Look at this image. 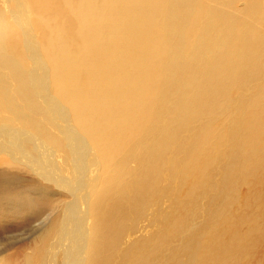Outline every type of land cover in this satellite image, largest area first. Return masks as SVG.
Here are the masks:
<instances>
[{"label": "rangeland", "instance_id": "rangeland-1", "mask_svg": "<svg viewBox=\"0 0 264 264\" xmlns=\"http://www.w3.org/2000/svg\"><path fill=\"white\" fill-rule=\"evenodd\" d=\"M184 1H178V5L175 0L171 4V0L163 1L168 4L169 14H161L165 18L161 15L155 17L158 20L156 25L160 23L166 27L168 23L167 28L170 29L162 30L160 26L159 31L173 33L186 27L185 17L188 11L193 12V3L197 0L189 5ZM201 1L206 0H198L202 5L209 2ZM253 1L256 2L253 4ZM77 2L78 0H72L73 13H70L68 6L64 4L55 11L42 8L38 0H0V25L5 24L7 30L3 31L9 33L10 41L8 50L0 51V179L9 180L0 183V264H264V0H216V6L220 9L225 6L226 11L242 13L238 16L231 14L233 20L230 14H208L203 18L205 21L201 19L206 23V29L202 27L200 18L198 21L197 18L193 19V26H198L196 29L202 27V30L210 31L212 26L211 31H215L219 27L218 32L224 34L228 29L236 31L232 22L238 20V17L244 18H239V30L241 25L243 27L244 20L255 16L258 20L256 27L261 28L262 38L257 41L260 43H257L259 47L256 50L259 61L254 69V76L249 79L242 76L244 81L247 80L244 82L246 84L237 82L239 85L236 86L234 83L238 78L233 79L231 69L227 66L220 69L219 72L224 75H219V93L210 96L209 88L203 85L204 89L194 97L197 108L199 106L204 111L199 108L193 113L195 116L198 114V118L193 116L196 119L194 122L193 117H190L188 120L192 124L177 121L172 107L174 100L185 98V92L179 93L177 85L184 84L189 75L182 78L173 76L175 79L170 81L175 85H172L173 90L169 89L173 92V98L168 100V95L161 93L163 78L157 81V76L152 78L154 72H145L146 60L135 50L136 47L134 51L132 48L131 51L125 50L119 64L111 70H122L126 79H117L121 81L117 84L119 89L115 86L116 92L109 89L106 91L116 94L120 92L122 101L127 106L139 103L142 109L145 108L140 112L144 114L142 117L136 115L130 119V124L137 128H142L146 122L135 125V120L151 119L152 106L157 105V99L159 103L163 99L160 110L167 114L171 128L168 129L167 137L162 138L163 143L162 140L159 143L157 141L158 130H154L158 127L156 122L151 124H154L153 128H150V133L146 136L137 134L138 144L137 138H133L135 147L132 143L129 147L136 150L133 151L131 147L123 153L121 162L127 163L120 165L119 168L125 171L122 169L119 175L125 174L112 181V190L107 185V192H113L112 195L108 193V197H104L101 191V185L107 181V155L84 132L80 121L92 115L89 111L100 115L104 109L99 107L93 110L90 105L85 104L86 107L83 108L76 106L81 111L80 116L74 112L69 105L70 101L68 103L64 99L65 89L70 92L74 89L67 85L66 88L64 85L60 88L50 62L55 51L48 47H53L57 42L62 43L52 35L57 30L56 26L62 24V27H68L70 30L68 33L65 31L66 35L73 36L77 31V22L74 19L66 22V17L62 15L59 19L60 16L57 18L49 14H75L72 8L77 7ZM251 5H254L252 16L243 14L246 8L251 9ZM172 10L175 14H172ZM135 29L138 30L136 25L133 27ZM158 30L154 29L156 32ZM159 31L157 33L160 35L162 32ZM177 37H172L173 41L170 39L164 42L167 44L165 46L181 45ZM190 37L192 39L187 43L192 44L195 35L187 38ZM223 38L224 36L221 39ZM72 41L78 44L77 41ZM132 41L135 43L137 40ZM128 51L129 58L132 59L129 64L125 63ZM217 56L215 54L213 58L217 59ZM213 58L208 56L205 62L213 65ZM218 59L220 61L217 60L214 66L225 62L220 56ZM98 61L102 65L101 56L99 60L96 59ZM181 63L185 65V62ZM175 67L183 69L181 64ZM203 72L198 74L202 76ZM214 78L215 76L211 79ZM137 82L139 85L135 84ZM151 82H154V86ZM87 88L78 90L82 92V96L76 105L80 102L84 105V95L89 91L95 92ZM104 92L105 88L97 85V96ZM93 95L97 100L96 92ZM118 102L120 101L117 100ZM246 104L249 109L250 104L254 107L251 106L252 109L248 111ZM240 106L239 110L243 114L237 119L233 113ZM171 119L172 122L176 120L179 123L172 124ZM239 119L247 123H239ZM161 122L163 123V119L159 121L160 124ZM100 123L104 124L102 119ZM210 132L214 134L211 135ZM208 133L211 137L217 134L220 138L223 136L221 141H224L219 143L217 151L213 150L216 145L210 146ZM246 137L250 140H246ZM166 144L169 148H164ZM147 145H150V149ZM155 146L156 151L158 146L162 147H159L162 150L158 153L159 156ZM132 151L135 152L134 155ZM148 151L154 156H150ZM100 154L103 155L99 157ZM188 162L189 165L193 163L195 168L189 165L187 167ZM182 164H186L187 170L183 169L185 166ZM189 167L193 168L191 173L195 169L198 170H195L197 173L192 175L188 172ZM92 229L99 233L98 240L102 243L97 258L94 260L91 257L87 261L86 244L91 240L87 235ZM94 241L97 242L96 238Z\"/></svg>", "mask_w": 264, "mask_h": 264}, {"label": "bare ground", "instance_id": "bare-ground-1", "mask_svg": "<svg viewBox=\"0 0 264 264\" xmlns=\"http://www.w3.org/2000/svg\"><path fill=\"white\" fill-rule=\"evenodd\" d=\"M163 1H165V0H81V2H80V0H78L77 7L75 6V8L74 7L72 8V9H74L75 14H68V13L67 14L66 13L65 14H49L52 17H57V18L60 15H62L63 17H66V22L69 19H74L77 22V31H75L73 36L66 35V33H68L70 29L68 27H62L61 26L62 24L59 26H56L57 30L56 29L54 30L55 34L50 32L55 37V39H58L62 42V43L60 42L61 44H59L56 41L57 42L56 45H54L53 47L52 46L48 47V49L50 48L51 50L55 51V55L53 56V58H50L51 65L54 68L53 71H55V75H56L55 77H56L57 81L59 82L60 88H62L63 85H64V88H66V85H67V86H70L72 89H74V91H72V92L65 89L66 92H65L64 99H66L68 101V103L70 101L69 105H71V108L77 114L81 113V111H78L76 106L83 108L84 106L86 107L85 104L90 105L89 107L92 109L93 108L97 109L99 107H103V109H104L100 113V115H97L98 112L97 113L94 112V114H93L92 111H89V109L87 108L86 110H88L89 113H91L92 115L88 116V117L86 116V118L84 120H83V118L80 119V121H82L81 122L82 123L81 128H83L85 130L84 132H87V134L93 139V141L95 143H97L99 145V147H101V149L103 151L102 153L105 152L107 155V156L105 155L106 158L104 157L106 164L103 162V164L106 165L105 169H106V174H107V181L105 182V184L101 185V187H102L101 191L104 193V195H105L104 197H108V193H109V195L111 194L110 192H107V188H108V186H110V184L112 185V181L115 180L117 178V176H121V175L125 174V173H123V174L119 175V172L121 173V170L123 169V168L120 169L119 167L121 164L125 163V165H126V163H127V162H124V163L121 162V158H122V156L124 158L123 153H126L128 148L131 149L132 146L131 147H129V146L131 143L133 145V142L135 141V140H133V138L134 137L137 138L138 133L140 135H144V136H146V134H149L150 128H153V125H154V124L153 125H151V124L153 122H156L158 127H157V129H154V130H158V133L156 132V134H158L157 135L158 139H160V140L157 139V141L159 143V141H161L162 138L165 139L167 137L166 134L169 133L168 129L171 128V125L168 123L169 118H168L167 114L162 113V111L160 110L161 109L160 103L163 101V99H161L160 103H159V99H157L156 100L157 105L152 106V108H153L152 114L153 115H152V117L150 116L151 119H146L144 121L143 120L142 121L135 120V125L143 124V122H146L142 128H137V127L133 126L132 124H130V119L136 115L142 117V115H144V114H142L140 112L142 110H145V108L142 109V107H140L138 105L139 103L136 105H133L132 107L127 106V105H125L126 103L125 104L123 103L122 95L120 92L117 91L118 94H116V93H109V91H106V89L107 90L109 89V90L116 92L117 88L115 86L117 84L119 85L118 81L120 80L119 79L117 81V79L118 78H122L124 80L126 79V76L123 77V71L122 70H111V69L119 64V62L121 60V56H124V53L127 50H130L132 48L134 51V48L136 47L135 50L137 49L139 51V53L142 55L141 57L146 60L144 65L146 66L147 70L145 72H147V73L148 72L149 73L154 72L152 78L157 76V79H156L157 81L161 80V77L163 78L162 79L163 82H162L161 93L164 94L165 96L168 95L166 97V99L168 98V100L173 98V92L171 90H169V89L173 90L172 85L174 84V82L170 81V80L173 81V79H175V78H173V76L177 75V76L182 78V76L189 75V77L186 79V82H184V84L180 83V81H179L180 85H177L178 83H176V85L178 86L179 93L185 92V95H184L185 98L183 97L184 99H182V100L180 99V101L174 100L175 103H173V106H172V107H174V110H175L174 111L175 113L173 112V114H174L173 116H175V118H177V121L178 120L184 121V123H185V121L189 122V120L193 116L194 117L198 116V114H196L197 116L193 115V113L195 111H197V109L200 108L199 106L197 108L196 100L194 99V97L198 96V94L200 93L202 88L204 89V86L209 88L210 96L219 93V87H217V85H219V81H220L219 75L220 76H221V74L224 75L223 73H220L221 72L220 69H225V66H227L228 69H231L230 71H231L233 79L238 78L237 80H235L234 85L238 86L239 84H241V82L243 85V84H246L244 82L247 80L244 81L242 76H245L247 79H249L251 76H254V74H253L254 69L256 68L257 63L259 61L258 51H256V50H258V47H259V46H257V43H259L257 41L262 38V33H261V28L256 27L258 20H256L255 16L247 18V21L244 20L243 27L241 25L239 30H238V28H239L240 22H241L239 18H242V19H244V18L242 16H240V17H238V20H234L232 22V25L234 26V28H236L235 29L236 31H229V29H228V31H226V33L223 34V33L218 32L219 30H217V28H219V27L216 28V26H215V28H216L215 31H211L212 26L210 28L208 27L210 29V31L209 30L205 31V30H202L201 28L204 27V29H206L205 28L206 23H204L205 19H203V18L206 17L208 14H211V16H213L212 14H227V15L230 14L229 16H231V19H232L231 14H233V15L237 14V16H238V14H241L242 12L241 13L240 12L239 13H232V12L226 11L224 8L225 6L222 9H220L219 7L216 6V0H208L209 2H207V0H206V2L208 4L204 1L207 5L206 4L202 5L199 3L200 1L198 2V0H197V1H194V3H193V6H194L193 12L188 11V15H187V17H185L186 22L184 23V25L186 27H184L182 31H180L181 28H179L176 32H173L174 34L170 33V32L165 33V32L159 31L160 30L159 27L161 26L160 23H159V25H156L158 23V20L156 19L158 16H160L161 14H163V15L169 14L167 12L168 4L166 5L165 2L163 3ZM173 1L174 0H171V2H170V0H169L170 4ZM175 1H176V4L178 5V1H184V0H175ZM191 2H193V0H186L185 3H187L189 5ZM201 2H203V1H201ZM254 2H256V1H253L252 3L254 4ZM38 3L44 9H54L55 11L57 10V8L60 5L64 4V6H68L70 13H73V11H71L72 0H38ZM99 4H100V6H99ZM146 4H148V5L145 8ZM196 4H198V5L200 4L199 6H201V7L196 6ZM258 5H260V4H258ZM252 6H254V5H251V9H250V7H248L249 10H248V8H246L245 9L246 12H244L243 14H250L251 15V12L253 10ZM171 8H173V7H171ZM172 14H175V13H173V10H172ZM161 17H164V16L161 15ZM180 17H182V16H180ZM233 17H235V16H233ZM60 18H61V16L59 17V19ZM196 18H197V21L199 20L198 18H200V22H201V24H203L202 27L199 29H196L195 27H198V26L194 27L193 23H192V21H194L193 19H196ZM183 19H184V17H183ZM201 19H203L204 21ZM54 20H56V19H54ZM63 22H64V20H63ZM66 22H64L65 25H66ZM196 22H194V23H196ZM133 23H136V24H133ZM161 23H162V21H161ZM221 24H223V23H221ZM229 24H231V23H229ZM55 25H58V24H55ZM135 25H136V28L138 30H136V29L133 30V27ZM194 25H196V24H194ZM161 27H162V30L167 28L168 23H167L166 27L165 26L163 27V25ZM171 27H173V26H171ZM158 28H159V30H158ZM213 28H214V25H213ZM154 29H157L159 32H162L163 34L161 33L162 35L161 34L159 35L157 33L158 31L156 32V31H154ZM167 29H170V27ZM3 30H5V31L7 30L5 24L0 25V51L1 50L7 51L8 47H9L8 44L10 42L8 40L9 33L5 32ZM52 30H53V28H52ZM171 30H173V29L171 28ZM65 31H66V33H65ZM179 31H180V33H178ZM222 31H224V30H222ZM155 33H157V34H155ZM189 33H191V34H189ZM175 34H177V35H175ZM192 35H195V38L193 39L192 44H191V42L187 43V41L189 42V39H192V37H190V38H187V37L192 36ZM225 35H227L228 38H226ZM175 36H178L177 38L179 39L178 41H179V43H181V45L177 44L178 46H168V47L165 46L167 44H164V42H167L170 39L172 40V37H175ZM223 36H224V38L221 39ZM51 39L53 40V38H51ZM132 39L137 40V41L135 43H133ZM72 40L77 41L78 44H74ZM193 42L196 44H194ZM255 42H256V46H255ZM153 43L156 44V46H154ZM134 44H135V46H133ZM187 44H190V45H187ZM173 45H174V43H173ZM258 45H260V43ZM137 52H136V54H138ZM133 53H135V52H133ZM126 54H127V58L125 59V61H126L125 63L129 64V63H131L132 59L129 58V51ZM215 54L218 55L217 59L213 58V55H215ZM100 56H101V59L103 60L102 65H99V63L101 64V62H99V61L96 62V59L99 60ZM208 56H212L213 59H211V60L214 63L217 60H219L218 59L219 56H220L221 60L225 59L224 60L225 62H222V64H217L216 66H214V63H211L213 65H210V62H208V63L205 62V58H207ZM141 60H143V59H141ZM242 60H244L243 63L241 62ZM122 61H123V59H122ZM7 62H8V60H7ZM181 62H185V65L183 66V64ZM136 64H138V63H136ZM180 64L182 65L183 69L184 68L186 69V71H183V69H181V68L176 69L175 66H180ZM122 65H125V64L122 62ZM203 66H205L207 68H203ZM232 69H236V70L234 71ZM106 70L107 71L109 70V72L107 73ZM140 70H138V71H140ZM200 71H201V73L203 71H205V73L203 72L202 76H200L198 74V72H200ZM192 72H194V73L192 74ZM224 72H225V70H224ZM131 73H133V72H131ZM189 73H191V74H189ZM228 73L230 75V72H228ZM130 76H132V75H130ZM214 76H215V78L212 80L211 78ZM150 80L152 81V79H150ZM127 81H128V77H127ZM227 81H228V79H227ZM233 82H234V80H233ZM237 82H240V83L238 84ZM155 83H157V82H155ZM135 84H138V82ZM151 84H153V86H154V82L153 83L151 82ZM97 85H99V87L102 86L103 88H105V92L101 96H97ZM84 86L86 88L88 87L90 90H94L96 92V97H98V99L95 100V98H94L93 93L95 94V92L92 93V91L91 92L89 91V93H87L88 92V90H87L86 91L87 94H85L84 98H83L86 101V102H84V105H82L83 103L81 104V102L78 103V105H76L75 103L79 102L81 99L80 98L82 96L81 91L83 90L82 88H85ZM125 86L122 85V87H125ZM148 86H151V85L149 84ZM139 88L142 89L143 87H139ZM118 89H119V86H118ZM78 90H81V91H78ZM154 92H153V94H154ZM204 92H206V91H204ZM73 93H75L76 96ZM83 93H84V91H83ZM175 93L177 94V92H175ZM182 95H183V93H182ZM128 96H129V93H128ZM222 96H224V95H222ZM222 96L220 97V99H222ZM131 97H129V98H131ZM135 97H137V96H135ZM139 97H141V96H139ZM177 97H178V95H177ZM147 98H148V96H147ZM133 99L134 98H132L131 100H133ZM117 100H119L120 102L117 103ZM134 100H133V102H135ZM167 102H169V101H167ZM241 102H243V101H241ZM170 103H172V102H170ZM251 103H253V101ZM255 104H256V102H255ZM119 105H124L125 107H118ZM246 106H247V108L249 107L247 104H246ZM251 106L252 105L250 104V109H252ZM172 107L170 109H172ZM241 107L242 106L237 108L233 113V115H235L234 117L237 119L240 117L241 114H243V112L239 110ZM252 107H254V105ZM250 109L248 108L247 110L250 111ZM128 110H130V112H128ZM200 110L202 111L203 109L200 108ZM98 111H99V109H98ZM244 112H245V109H244ZM253 112H254V110H253ZM253 112H251V113L253 115H255ZM82 113H83L82 115H84V111ZM221 113H223V112H221ZM249 113H248V115H249ZM201 114H203V113H201ZM80 115L81 114H79V116ZM79 116H77V117H79ZM200 116H202V115H200ZM249 116L253 118V116H251V115H249ZM255 116H254V118H255ZM194 117L192 118V120H194ZM101 119L104 122V124L100 123ZM118 119H120V121ZM162 119H163V123L161 122L162 124H160L159 121ZM98 120H100V121H98ZM220 120H221V118H220ZM250 120H252V119H250ZM177 121L173 120V122H172V119H171L172 124L179 123ZM195 121H196V119L194 120V122ZM191 122L192 121H190L189 123L192 124ZM240 122L245 123L241 119H239V123ZM253 122H251V123L253 124ZM81 123H79V124H81ZM180 124H182V123H180ZM128 125H131V126L129 127ZM242 126H241V128H243ZM246 126L248 127V125H246ZM245 127H244V129H246ZM252 127H253V125H252ZM180 129H183V128L180 127ZM189 129H191V128L189 127ZM207 130H208V128H207ZM209 130H210V128H209ZM187 131H189V130H187ZM246 132H248V131H246ZM211 133L212 132H210V134ZM214 133H217V132L215 131ZM218 133H219V131H218ZM210 134L208 133L207 136H209ZM213 134H211V135H213ZM217 136H218V134L214 135V137L213 136L207 137V139L209 141H211L210 146L216 145L213 148L214 151H217L216 148L218 147L219 143H223V141H224V140L221 141V138H223V136H221V134H220L221 138L219 136L217 138ZM205 137H206V135H205ZM181 139H183V138H181ZM215 139H216V142H215ZM128 140H129V142H128ZM137 140H138V138L136 139V143L138 142ZM246 140H250L249 137L248 138L246 137ZM205 141H207V140H205ZM164 142L166 143V141H164ZM162 143H163V140H162ZM160 144H161V142H160ZM134 145H135V142H134ZM134 145H133V147H135ZM153 145L154 144L151 145L152 146L151 148H153ZM203 145H205V144H203ZM94 146H96V144ZM137 146L138 145H136V148H138ZM147 146H148V149H150V145H147ZM165 146H167V144L164 145V148H165ZM159 147L162 149L161 146H158L157 147L158 150L156 151V146H155V151L157 152V154L160 153V150H161V149H159ZM139 148H140V146H139ZM203 148L205 150V147H203ZM134 149L135 148H133L132 150L134 151ZM145 149H146V146H145ZM152 150L154 151V149H152ZM196 150H197V147H196ZM208 150H209V148H208ZM129 151H128V153H129ZM133 151H132V153H133ZM165 151H166V149H165ZM165 151H163V152H165ZM145 153L147 154V152H144V154ZM151 153L152 152L150 151L149 154H151ZM134 154H135V152L133 153V155ZM197 154H195V155H197ZM200 154H201V152H200ZM209 154H210V152H209ZM102 155L100 154L99 157H101ZM130 155H131V153H130ZM130 155H129V157H131ZM147 156H148V154H147ZM150 156H154V155L151 154ZM158 156H159V154H158ZM201 156H202V154H201ZM210 156H211V154H210ZM196 157L200 159V157H198V156H196ZM206 157H207V154H206ZM102 158L100 160H102ZM202 159H203V156H202ZM202 159H201V162H203ZM123 160H126V159H123ZM196 160H198V159H196ZM153 161H154V159L152 160V163H153ZM205 161L208 162L207 160H205ZM189 162H191V161L189 160ZM189 162L187 164V167L189 165ZM199 162H200V160H199ZM206 162H205V164H206ZM108 163H110V164H108ZM99 164H100V162H99ZM192 164H190L189 166L193 167ZM185 165H183V166H185ZM187 167L185 166V168H183V169L187 170ZM198 167H200V165ZM189 168H188V170H189L188 172H190L195 167H193L192 169L191 168L189 169ZM195 170L198 171L197 169H195ZM195 170H194V172H196ZM179 172H181V170L178 171V174H179ZM182 172H184V171H182ZM193 173H191V174L193 175ZM185 174H186V171H185ZM200 177H201V175H200ZM121 178H122V176H121ZM6 181H9V180L0 179V183L6 182ZM121 181H123V180H121ZM114 182H116V181H114ZM121 187H119V188H121ZM111 188L113 189V187L110 186V190H112ZM93 191L96 192V190H93ZM112 194H113V192H112ZM87 236H89L88 239H91V240L87 241L86 248L88 249V251L85 248L86 249L85 258H87V261H90L91 257L94 258V260H95L98 256V250H99V247H100L102 241L98 240L99 239V233L98 232L95 233L93 229L91 230L90 234H88ZM94 238H96V240H97L96 243L94 241Z\"/></svg>", "mask_w": 264, "mask_h": 264}]
</instances>
